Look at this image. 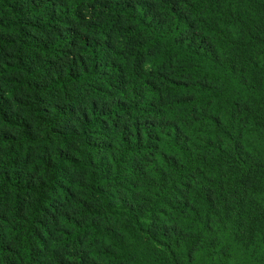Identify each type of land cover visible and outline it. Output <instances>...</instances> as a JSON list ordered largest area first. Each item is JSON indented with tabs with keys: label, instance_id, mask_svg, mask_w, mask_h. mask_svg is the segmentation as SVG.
<instances>
[{
	"label": "trees",
	"instance_id": "trees-1",
	"mask_svg": "<svg viewBox=\"0 0 264 264\" xmlns=\"http://www.w3.org/2000/svg\"><path fill=\"white\" fill-rule=\"evenodd\" d=\"M0 264H264V0H0Z\"/></svg>",
	"mask_w": 264,
	"mask_h": 264
}]
</instances>
